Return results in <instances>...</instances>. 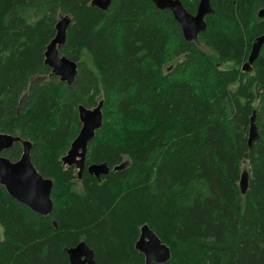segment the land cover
I'll return each instance as SVG.
<instances>
[{"label":"trees","instance_id":"trees-1","mask_svg":"<svg viewBox=\"0 0 264 264\" xmlns=\"http://www.w3.org/2000/svg\"><path fill=\"white\" fill-rule=\"evenodd\" d=\"M199 1L182 0L191 13ZM211 2L206 30L187 41L152 0L107 10L0 0V132L30 141L54 182L49 215L0 183V264H71L67 249L82 241L96 264H145L135 246L144 224L171 248L162 264H264V0ZM64 16L60 53L78 64L70 85L45 62ZM102 100L80 177L63 157L82 126L79 105ZM3 154L19 160L22 142ZM92 164L108 170L96 176Z\"/></svg>","mask_w":264,"mask_h":264},{"label":"water","instance_id":"water-1","mask_svg":"<svg viewBox=\"0 0 264 264\" xmlns=\"http://www.w3.org/2000/svg\"><path fill=\"white\" fill-rule=\"evenodd\" d=\"M160 9H170L182 28L183 36L187 41L197 40L199 34L206 30V17L215 13L211 0H200L196 13L187 10L182 0H152ZM112 0H92V4L102 10H107ZM264 15V10L259 12ZM70 24L68 16L62 17L56 25V36L48 44L45 52V62L51 67L52 74L69 85L73 83L78 72L76 61L61 55L60 47L66 42L67 30ZM255 54L254 57H256ZM253 57H250V62ZM248 64V63H246ZM103 105L100 101L95 107H86L80 104L78 107L81 129L73 140L70 149L63 157V162L69 166H75L79 170V176L86 168V159L90 141L103 125ZM256 129H250V142L253 141ZM15 142H22L23 154L17 161H12L3 153L13 147ZM108 170L105 164H92L88 171L100 176ZM0 183L4 185L9 194L20 203L28 206L41 215H49L54 209L52 191L54 182L51 178L44 177L35 167L31 159V142L23 140L20 135L0 132ZM242 192H247L249 187V174L245 171L241 177ZM2 233L0 231V243ZM136 249L145 256V264L166 263L172 257L171 248L162 241L159 235L148 225L141 228L140 237L137 240ZM71 264H96L94 250L82 241L67 249Z\"/></svg>","mask_w":264,"mask_h":264},{"label":"rangeland","instance_id":"rangeland-1","mask_svg":"<svg viewBox=\"0 0 264 264\" xmlns=\"http://www.w3.org/2000/svg\"><path fill=\"white\" fill-rule=\"evenodd\" d=\"M228 66H229V64L225 65V67H228ZM127 164H128V161L125 160L124 163H123L121 166L123 167V166H126ZM76 168H77V167H76ZM77 170H78V168H77ZM78 171H79V170H78ZM0 231L2 232L1 227H0Z\"/></svg>","mask_w":264,"mask_h":264},{"label":"bare ground","instance_id":"bare-ground-1","mask_svg":"<svg viewBox=\"0 0 264 264\" xmlns=\"http://www.w3.org/2000/svg\"><path fill=\"white\" fill-rule=\"evenodd\" d=\"M2 233V232H1Z\"/></svg>","mask_w":264,"mask_h":264}]
</instances>
